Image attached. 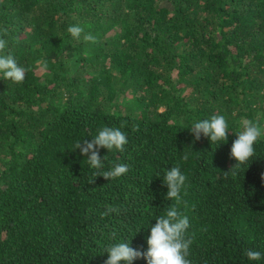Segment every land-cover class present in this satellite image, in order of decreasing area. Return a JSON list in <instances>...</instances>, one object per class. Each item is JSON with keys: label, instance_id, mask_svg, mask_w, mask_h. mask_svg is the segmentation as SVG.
<instances>
[{"label": "trees", "instance_id": "1", "mask_svg": "<svg viewBox=\"0 0 264 264\" xmlns=\"http://www.w3.org/2000/svg\"><path fill=\"white\" fill-rule=\"evenodd\" d=\"M0 38L28 69L19 84L0 74V264H105L120 242L146 252L175 204L163 185L173 166L187 177L191 264H264V138L224 175L240 122L264 127V0H0ZM213 115L227 141L195 140L193 124ZM104 126L128 143L101 148L96 170L74 144ZM118 163L122 177H96ZM106 205L120 211L104 217Z\"/></svg>", "mask_w": 264, "mask_h": 264}, {"label": "clouds", "instance_id": "2", "mask_svg": "<svg viewBox=\"0 0 264 264\" xmlns=\"http://www.w3.org/2000/svg\"><path fill=\"white\" fill-rule=\"evenodd\" d=\"M7 34V29L2 30ZM67 31L74 39L79 40L83 34L85 42L95 43L96 38L91 33H84V28L79 25L69 26ZM7 47V41L0 38V53H4ZM42 68L46 70L47 63L41 62ZM28 69L18 65L12 54H0V74L2 79L19 84L25 80ZM242 130L236 134L230 149V158L236 161L225 176L229 174L235 176L241 165L247 163L254 155V145L264 138V127L256 121L243 119L241 122ZM123 127V126H121ZM190 132L195 140H200L201 136L208 138L210 144H221V141H227L229 125L223 115H213L208 119L196 121ZM128 143L127 134L121 131L120 127L112 128L104 126L98 130V134L91 140L77 141L74 144L75 151L78 149L80 154L86 157V162L91 168L100 170L104 167V160L100 157L99 150L107 149L108 152L116 150L123 152ZM184 160L188 155L183 156ZM129 171V165L118 163L113 165L110 170L97 171V176H102L105 180L118 179ZM187 177L181 172L179 166H173L166 169L163 175V185H166L168 191L166 199L175 201L167 208L164 214L155 219V225L151 227L150 235L147 238V251H140L130 246L128 242L115 243L107 248L108 259L105 264H133L137 259H145L147 264H191L190 248L193 244V238L188 233L190 221L187 215H183L178 208L181 204V190L185 187ZM95 180L89 181L94 183ZM106 210L102 216L106 217L112 213H118L120 210L112 205H106ZM246 257L250 261H259L262 254L257 250H246Z\"/></svg>", "mask_w": 264, "mask_h": 264}]
</instances>
